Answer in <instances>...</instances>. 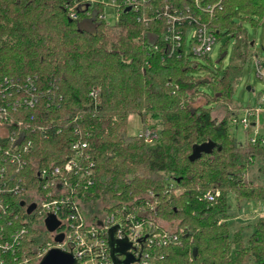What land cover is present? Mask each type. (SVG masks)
<instances>
[{
  "label": "trees",
  "instance_id": "16d2710c",
  "mask_svg": "<svg viewBox=\"0 0 264 264\" xmlns=\"http://www.w3.org/2000/svg\"><path fill=\"white\" fill-rule=\"evenodd\" d=\"M219 1L200 0L199 9L194 0H140L137 10L122 7L110 24L102 18L104 7L71 20L75 0H0V79L23 85L30 78L38 99L34 109H10L14 125L7 124L16 139L33 144L27 165L10 167L8 177L19 188L8 197V216L0 212L15 231L28 230L15 254L19 259L38 264L54 245V235L38 215H27L21 200L30 201V191L57 197L58 187L44 189L39 171L66 163L71 145L83 141L90 161L64 175L69 200L61 205L62 219L75 206L81 213V205L88 207L95 214L91 221L125 208L144 222L146 264H264V217L249 237L229 225L231 198L241 212L246 203L264 202V144L250 142L253 126L244 143L230 134L232 118L244 110L232 104L250 50L243 23L264 24V0ZM173 5L200 17L217 42L235 39L227 69L221 65L229 41L217 66L208 55L196 58L184 44L173 49L165 41L162 9ZM209 6L213 11L205 12ZM220 107L226 111L217 120L213 114ZM131 115L139 116L143 132L155 131L152 144L128 133ZM207 142L215 144L213 151L191 162L194 145Z\"/></svg>",
  "mask_w": 264,
  "mask_h": 264
},
{
  "label": "built area",
  "instance_id": "2783aa9c",
  "mask_svg": "<svg viewBox=\"0 0 264 264\" xmlns=\"http://www.w3.org/2000/svg\"><path fill=\"white\" fill-rule=\"evenodd\" d=\"M139 3L140 0H123L122 3H119L118 0H111V4L108 5L107 0H75L74 5L69 8L68 13L71 20H77V14L80 12L88 14L97 7H112L115 10L116 18H118L122 7L137 10ZM220 3L221 0L219 1ZM194 6L201 9L200 0H194ZM213 9L214 6H209L205 9V12H212ZM162 17L167 24L165 41L171 43L173 49H180L182 44H184L186 54L199 58L208 55L217 43L213 32L205 24H201V18L190 13L189 8L185 12L179 10L174 5L171 7L167 6L162 9ZM195 17L198 18L195 19ZM102 18L105 19V15ZM189 31H191V46L187 53L186 40ZM254 65L258 77L264 80V62L256 58ZM91 97L96 100L98 91L92 92ZM37 104L36 87L30 78H27L23 85L21 83H14L13 80L7 77L0 79V139L3 140V143L0 145V212L5 216H8V210L11 207L8 197L19 188V186L13 185V178L9 179L8 177L10 167L15 166L18 170L23 169L27 165L25 156L33 148L31 141L24 143L16 139V134L11 133L8 129L7 124L10 126L14 125L10 120L9 110L34 109ZM260 109H247L242 119L233 117L231 120L233 127H240L247 131L251 126H257V122L260 120V113L264 108ZM16 126L17 128L23 127L21 122L16 123ZM139 136H143L149 144H152L157 139L155 131H150L149 129ZM258 136L256 134V137L252 138L250 142L255 144L260 139L264 144V136L261 138H258ZM87 149L88 145L86 142L76 141L71 145L73 157L66 163L57 165L51 169L43 168L39 171L40 182L45 183L44 189L47 186L58 187L56 191L57 197L53 198L50 193H47L45 197H41L37 194V191H30L28 196L29 194H34V196H29L31 197L30 201L21 200V203H27V206L22 208L27 213V207L35 204L36 210L30 215H38L44 228L47 217L50 215L56 216L61 226L60 230L53 233L54 240L58 234H63L64 240L60 244L54 241V245L50 244L49 247L50 249L57 248L71 252L77 264H113L108 245V232L115 226L120 227L117 230L116 239H128L132 243V248L129 252L137 259L134 264H146V261L142 259L141 246L144 235V222L139 221L135 214H125V208L122 211H116L110 216L107 215L91 222L84 220L78 206L72 207L75 212L73 211L68 218L62 219L59 216L61 205L69 200V197L66 195L69 184L65 180L64 175L79 170L82 166V160L90 161L89 154L85 153ZM93 167V163H90L83 175L91 177ZM213 198L212 195L207 196L209 201H212ZM0 222L3 223V217L1 216ZM27 222V220L24 221V223ZM2 223H0V264H31L28 259L21 260L15 255L22 247L24 238L28 235L26 227L15 231L12 227V222L5 221V223ZM148 242V246H150L152 241L149 240ZM44 255H40L41 260ZM120 259L124 258L120 257Z\"/></svg>",
  "mask_w": 264,
  "mask_h": 264
},
{
  "label": "rangeland",
  "instance_id": "374dc122",
  "mask_svg": "<svg viewBox=\"0 0 264 264\" xmlns=\"http://www.w3.org/2000/svg\"><path fill=\"white\" fill-rule=\"evenodd\" d=\"M107 4H111V0H107ZM105 20L107 23L114 24L116 22L115 10L112 7L105 8ZM243 32L247 38L248 43L250 44V50L248 53V60L245 62V65L242 68L241 75L239 80L236 83L234 94L232 97V104L234 106H241L244 110L238 115L239 119H242L245 116V111L249 109H259L264 108V80L258 77L255 69V60L256 57L264 62V24L260 26L253 27L250 23H243ZM229 37L225 36L220 41H218L214 46L212 51L208 54L209 59L212 63L217 66V62L220 57V52L223 45L228 41L227 55L222 62V69H227L232 64V59L234 57V46L235 39H228ZM191 46V31L188 32L186 40V50L187 53ZM195 60V59H194ZM203 65H207L206 62L202 60H197ZM225 108L220 107L214 112V118L217 120H222L225 114ZM254 121V120H253ZM151 126L155 125L153 122H150ZM254 128V129H253ZM251 130L249 138L252 139L258 134V138L264 136V110L260 113V120L257 122V126H254ZM128 133L132 136L141 135L143 133V126L139 116L131 115L128 120ZM159 129V127H157ZM150 131L152 129H149ZM247 131L242 128H231V136L235 137L239 142L244 143L247 139ZM255 170H256V166ZM254 172L251 169L249 174ZM29 196H34V194H29ZM230 204L232 206V217L229 222L231 232H234L240 228H244L245 237H249L252 233L254 224L261 218V213L264 212V203H246L243 211H239L236 207V202L234 198L230 199ZM102 208V204L99 206ZM82 216L86 222H91V218L95 215L87 213L89 211L88 207L81 205ZM103 214V213H102ZM103 215H101V218ZM166 230L173 231L175 230V225L167 222H159Z\"/></svg>",
  "mask_w": 264,
  "mask_h": 264
},
{
  "label": "water",
  "instance_id": "95a60500",
  "mask_svg": "<svg viewBox=\"0 0 264 264\" xmlns=\"http://www.w3.org/2000/svg\"><path fill=\"white\" fill-rule=\"evenodd\" d=\"M129 10L130 9H128V11ZM214 148L215 144L212 142L194 145L192 155L189 159L191 162H194L195 160L200 159L203 154H210ZM21 206L26 207L27 205L25 202H22ZM35 210L36 205L32 204L27 207V214L30 215ZM60 226V221L54 215L48 216L45 220V228L51 234L60 230ZM119 228V226H115L108 232V245L112 262L113 264H134L137 259L129 252L132 248V243L129 242L128 239H116V233ZM63 240L64 235L58 234L54 241L55 243L60 244ZM120 257H123L124 259L121 260ZM39 264H77V261L71 252L53 248L44 255Z\"/></svg>",
  "mask_w": 264,
  "mask_h": 264
},
{
  "label": "crops",
  "instance_id": "0c3cea01",
  "mask_svg": "<svg viewBox=\"0 0 264 264\" xmlns=\"http://www.w3.org/2000/svg\"><path fill=\"white\" fill-rule=\"evenodd\" d=\"M264 203V202H263ZM261 204V203H260ZM260 217H264V212L261 213V216Z\"/></svg>",
  "mask_w": 264,
  "mask_h": 264
},
{
  "label": "flooded vegetation",
  "instance_id": "af4514ba",
  "mask_svg": "<svg viewBox=\"0 0 264 264\" xmlns=\"http://www.w3.org/2000/svg\"><path fill=\"white\" fill-rule=\"evenodd\" d=\"M26 205H27V203H26Z\"/></svg>",
  "mask_w": 264,
  "mask_h": 264
}]
</instances>
